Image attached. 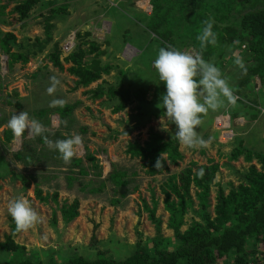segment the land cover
Listing matches in <instances>:
<instances>
[{
  "label": "rangeland",
  "instance_id": "374dc122",
  "mask_svg": "<svg viewBox=\"0 0 264 264\" xmlns=\"http://www.w3.org/2000/svg\"><path fill=\"white\" fill-rule=\"evenodd\" d=\"M51 1L55 7L66 8L65 12L51 21L54 25L53 40L43 52L30 57L23 66L15 64L11 71L8 56L0 51L3 59V66L0 63V120H6V124L0 127V173L6 172L0 178V242L10 233L8 202L23 196L40 215L41 223L28 232H18L13 238L17 244L25 247L29 257L43 263L49 258L63 263L75 256L93 260L98 253L114 260H123L134 252L138 239L149 244L156 236L154 226L148 218L149 213L145 210V206L149 210L153 208L152 198L158 202L154 212L162 222L161 236L174 243L176 240L173 233L167 228L168 214L163 210L164 197L160 190L162 184L169 176L179 175L190 163L201 166L214 161L219 170L210 188L211 212L215 205L217 185L223 188L225 194L230 183L237 186L238 172L249 167V164L244 163L242 158L231 161L232 151L241 145V148L255 152L263 149L264 153V73L262 76H252L247 70V74L243 75L234 63L233 54L242 56L248 69L253 65L247 59L246 48L234 47V43L225 45L222 59L212 57L210 60L220 68L222 75L234 89V94L238 97L236 104L233 106L225 103L218 111L210 110L207 115L202 116L203 122L197 132L209 142L206 148L188 149L180 145L183 160L176 167H170L167 172L149 177L141 163L126 154L128 142H145L150 130L168 138H175L177 131L170 121L161 122L166 109L158 105L162 104L161 98L166 94V86L159 80L153 67L160 41L147 29L151 10L149 12L148 9L141 8L146 3L151 6L150 0ZM6 2L7 0H0V37L4 33H12L16 44L26 45L30 39L44 37L41 14L49 9V5L42 7L39 4L30 12L29 18L9 25L15 15L10 13L12 4L2 9ZM77 32L88 33V40L101 45L103 53L97 58L102 65L108 64L111 67L110 74L103 76L102 80L90 88L97 84L105 89L109 86H121L132 94L129 104L119 113L112 112V106L105 98L91 101L83 93L85 89L73 91L75 79L66 72L68 65L64 66L63 71H59L45 59L54 43L61 48L62 57L67 56L63 47L70 41L75 45ZM179 51L199 52L193 46L183 47ZM53 75L60 79L61 86H58L54 95L49 96L46 90ZM245 78L248 81L244 84L242 81ZM142 94L144 102L139 100ZM53 99H63L65 104L79 103L73 112V123L65 120L62 126L59 116L52 113L49 115L50 125L46 128L48 132H58L64 139L73 134L83 137V146L75 157L84 160L83 166L88 168L90 174L80 181H74L71 187L67 185L66 179L70 164L63 163L58 151L47 146L43 150L42 146L32 142L33 138H29L27 133L22 141L13 137L9 143H4V131L8 129L7 123L13 114L27 111L32 116L34 111L52 108L49 104ZM238 110L247 116L251 114V117L234 119L233 112ZM222 121L225 126L220 129L218 126ZM229 135L232 139L226 143ZM249 141L254 144L251 145ZM25 143L28 149L36 148V152L41 154L39 160L30 166L13 158L15 153L23 150ZM255 145L260 150L255 149ZM87 154L97 159L102 172L100 180L105 181L102 189L94 192L89 190L98 189L101 183L94 177L92 164L85 160ZM253 164L256 165L255 162ZM113 166L128 170V184L123 189H116L106 181ZM19 176L27 180V189L23 188ZM37 184L43 197H51L56 193L57 203L52 200L40 202L34 193ZM82 185L87 186L83 191L80 189ZM190 195L194 208L197 209L194 189L190 191ZM74 199H78L80 203L78 217L65 224L58 209L63 203L69 204ZM53 211L57 219L55 225L51 224ZM192 217V212H187L184 218L186 225ZM251 246L250 243L249 248ZM256 249L260 252H257V256L261 257L264 244ZM0 258L9 259L11 255L1 253ZM232 260L233 256L219 264H232Z\"/></svg>",
  "mask_w": 264,
  "mask_h": 264
},
{
  "label": "trees",
  "instance_id": "16d2710c",
  "mask_svg": "<svg viewBox=\"0 0 264 264\" xmlns=\"http://www.w3.org/2000/svg\"><path fill=\"white\" fill-rule=\"evenodd\" d=\"M11 4L13 7L10 13L15 17L8 23L9 25L29 18L30 12L37 5L41 4L42 7L49 5V9L41 14L44 32L42 39L36 37L27 41V45L16 44V38L12 33L1 34L0 51L8 56V66L12 71L15 64L25 65L30 57L43 52L52 42L54 25L51 21L61 12H65L66 7H55L51 0H7L2 9ZM150 4L151 15L147 21V29L158 38L160 48L179 50L193 46L200 52L197 36L204 27L203 22L211 19L214 22L213 31L217 34L218 44L216 47L209 45L203 50V58L210 63H214L210 60L212 57L221 60L223 47L238 41V44H233L234 47L245 46L247 59L253 65L247 69L248 73L252 76H262L264 73V0H150ZM88 36V33L77 32L75 45L65 57H62L59 45L54 43L46 53L45 59L59 71H63L64 66L68 65L66 72L75 79L73 91L85 89L83 93L87 94L91 101L105 98L106 102H110L112 112L119 113L129 104L132 94L121 86H109L105 89L97 84L96 87L90 88L102 80L103 76L109 75L111 67L108 64L102 65L97 58L103 53L101 45L88 40ZM246 80L245 78L242 82L245 84ZM14 94L16 95L15 92ZM139 97V100L144 102L143 94ZM16 104L20 107L19 103ZM78 104L76 102L65 104L62 108L39 109L34 111L30 118L39 120L47 128L50 125L49 115L54 113L59 116L63 126L65 120L73 123V112ZM5 124V119L0 120V127ZM45 135L53 141L64 139L58 132L47 131ZM12 138L10 129L4 131V143H9ZM32 142L45 150L46 145L41 137L33 138ZM22 149L13 155L15 161L30 166L39 160L41 154L36 152V148L28 149L25 143ZM125 152L131 159L141 163L149 177L161 175L183 160L176 138H168L153 130L149 131L147 140L143 143L128 142ZM162 153L164 167L157 170L154 165ZM240 158L249 164V167L238 172L239 178L236 179L238 184L234 186L230 183L227 194L220 185H217L212 212L209 205L210 188L219 170L214 161H208V165L201 166L190 163L179 175L169 176L162 184L160 190L164 197L163 210L168 214L167 228L173 233L176 240L174 243L161 236L162 222L154 212L158 202L152 198L153 208L149 210L145 206V210L149 213L148 218L154 226L156 236L149 244L138 239L134 252L123 260H114L98 253L97 258L93 260L75 256L63 263L51 258L43 263L29 257L25 247L14 241L13 236L18 232L9 215L10 233L4 236L3 242H0V254H10L11 258H0V264H219L231 256L232 264H264V253L258 257L256 249L264 244V153L246 150L240 145L232 151L230 160L238 161ZM85 160L92 164L94 177L101 183L98 189L89 191L101 190L105 181L100 180L102 172L97 159L87 154ZM83 161L76 157L72 159L69 175L67 173L66 177L69 187L74 181H80L90 174L88 168L83 166ZM254 162L259 167H256ZM201 169L202 177L197 175ZM5 173H0V178ZM128 176L127 169L113 166L106 181L116 189H123L128 184ZM14 177L17 175L14 174ZM19 178L23 182V188L27 189L29 184L25 177ZM86 187L82 185L80 189L83 191ZM192 189L195 190L197 209L194 208V201L190 195ZM34 193L40 202L52 200L57 203V194L43 197L38 184ZM79 206L78 199L69 204L63 203L58 209L62 222L68 224L77 218ZM189 211L193 217L186 225L184 218ZM56 222V213L53 211L51 224L55 225ZM185 225L186 228L182 230ZM250 243L252 246L249 248Z\"/></svg>",
  "mask_w": 264,
  "mask_h": 264
},
{
  "label": "clouds",
  "instance_id": "9594fccd",
  "mask_svg": "<svg viewBox=\"0 0 264 264\" xmlns=\"http://www.w3.org/2000/svg\"><path fill=\"white\" fill-rule=\"evenodd\" d=\"M150 10H151V6ZM211 19L203 22L197 40L200 52H181L176 49L160 48L153 67L158 73V78L166 86V94L162 96V104L158 105L166 111L161 117L176 126L175 138L179 144L188 149L206 148L205 141L197 132L202 124V116L211 110L218 111L225 106L235 105L238 97L229 81L222 75L219 67L203 58L202 52L209 45L216 47L217 34L213 31ZM238 44V41L234 42ZM234 63L243 75L247 69L243 57L234 53ZM61 81L55 75L50 77V86L47 88L49 96L57 92ZM66 101L53 99L49 107H64ZM7 128L16 140H23L25 133L29 138L41 137L43 143L52 150L58 151L60 159L65 165L71 163L83 146V137L73 134L70 138L50 140L45 133L46 127L37 119L30 118L27 111L18 115L13 114L8 120ZM154 167L159 170L164 167L163 153L157 158ZM197 175L203 176V169ZM7 212L15 223L17 232H28L41 223V217L32 207L29 200L23 196L13 198L8 202Z\"/></svg>",
  "mask_w": 264,
  "mask_h": 264
},
{
  "label": "crops",
  "instance_id": "0c3cea01",
  "mask_svg": "<svg viewBox=\"0 0 264 264\" xmlns=\"http://www.w3.org/2000/svg\"><path fill=\"white\" fill-rule=\"evenodd\" d=\"M148 3H146L145 4V6H142L141 8H146V10L148 9L149 10V12H150V7L148 8ZM233 117H234V119H243V118H245V117H247L248 119L251 117V114L249 115V116H247V115H245V114H242V111H234L233 112V115H232ZM245 120V119H244ZM246 121V120H245ZM262 122H264V120L262 121ZM254 139H256V137H254ZM259 140H261V139H259ZM250 142V141H249ZM252 142V141H251ZM250 142V143H251ZM256 142V141H255ZM252 144H254V143H251V145ZM256 144H258V146H261L258 142H256ZM264 147V146H263ZM258 147H256V145H255V149H257ZM255 149H253V150H255ZM257 150H260V149H257ZM261 152H263V149H261L260 150ZM260 151H258V152H260Z\"/></svg>",
  "mask_w": 264,
  "mask_h": 264
},
{
  "label": "built area",
  "instance_id": "2783aa9c",
  "mask_svg": "<svg viewBox=\"0 0 264 264\" xmlns=\"http://www.w3.org/2000/svg\"><path fill=\"white\" fill-rule=\"evenodd\" d=\"M142 9H144V8H142ZM65 47H63V50H64V53L65 54H69L70 52H71V50H72V48L74 47L73 46V44H72V42L70 41L69 42V44H66V45H64ZM68 46V47H67ZM242 48H245V46H242ZM193 50V49H192ZM195 53V52H194ZM1 58V57H0ZM1 61H0V63L3 61V59L1 58L0 59ZM1 65H2V63H1ZM3 66V65H2ZM1 66V67H2ZM220 124V123H219ZM218 124V125H219ZM225 126V124H224V122L222 121L221 122V124L218 126L220 129H223V127L222 126ZM225 128V127H224ZM226 130V129H225ZM231 139H232V137L229 135V139H228V141L226 142V143H228L229 141H231Z\"/></svg>",
  "mask_w": 264,
  "mask_h": 264
}]
</instances>
